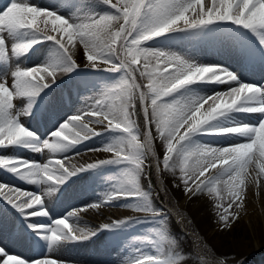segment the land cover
<instances>
[{
	"label": "snow or ice",
	"instance_id": "snow-or-ice-1",
	"mask_svg": "<svg viewBox=\"0 0 264 264\" xmlns=\"http://www.w3.org/2000/svg\"><path fill=\"white\" fill-rule=\"evenodd\" d=\"M61 9L33 0L0 7V152L46 157L0 154V170L36 189L0 183V237L40 252L21 256L0 243V264H70L52 254L102 234L106 251L132 249L121 264H227L234 257L199 237L185 250L191 221L177 211L180 233L173 231V213L156 203L171 193L166 185L155 191L153 171L169 173L189 200L209 198L221 231L240 218L248 190L264 187V84L244 78L264 72V0H64ZM176 42L220 59L173 51ZM32 56L38 62L25 66ZM93 70L114 75L100 83ZM65 77L75 82L58 91ZM82 90L96 94L61 118ZM235 114L258 115L246 123ZM30 120L47 122L46 133ZM82 149L100 155L80 163ZM81 180L82 193L95 192L98 180L107 186L80 207L54 212ZM115 206L145 215L82 224L85 210ZM137 225L146 232L121 235Z\"/></svg>",
	"mask_w": 264,
	"mask_h": 264
},
{
	"label": "bare ground",
	"instance_id": "bare-ground-1",
	"mask_svg": "<svg viewBox=\"0 0 264 264\" xmlns=\"http://www.w3.org/2000/svg\"><path fill=\"white\" fill-rule=\"evenodd\" d=\"M33 2L41 7L52 10L61 9V5L63 4L64 0H33ZM6 3L7 0H0V7H3ZM155 46L160 47L162 45L157 44ZM168 47H170L173 51H178L182 54L194 55L202 62L206 63L216 62L220 59V57L209 53L207 50L193 48L192 46L183 42H176L169 45ZM47 50L48 45L45 44L42 47L41 52L46 55ZM37 62V56H32L27 61H23L25 66H32ZM85 71L88 70L86 69ZM93 71L96 72V75L92 76L91 78L94 81H98L100 83H103L105 80L112 78L114 75H110L111 77H109L107 73H104L102 71ZM244 78L246 82L264 84V72H246L244 74ZM71 81L73 83L75 82L74 80H65L64 78L62 81H59L57 85H54V87L57 88L58 91L67 89L69 88ZM224 87L225 86H207L205 89H203V91L211 93L214 90H224ZM95 94L96 93L94 92L82 90L81 97L74 98L72 105L64 108L63 111L60 112V117L66 118L68 115H71L76 107L82 106L83 99L85 97ZM257 115L258 114H235V119L242 120L246 123H255ZM29 127L33 130H39V132L41 133H46L48 123L45 122L44 124H41L37 120H30ZM204 141L209 142L208 138H204ZM212 142L215 143L214 141ZM7 151L9 152V155L20 156L24 159H34L39 162H43L46 159V157L42 154L32 153L27 150L8 149ZM157 151L158 153L160 151L159 142H157ZM0 154H3V152H0ZM99 155L100 154L84 152L82 149V155L77 159L80 163H84L89 160L98 158ZM166 174H168L169 177L172 178L169 173ZM97 175L99 176L103 174ZM0 183L16 185L25 190H36L35 186L27 185L26 183L18 181L15 177L4 170H0ZM82 183H84V181H77L76 185H74L73 188L69 191L68 196L65 197L63 201L57 203L53 211L61 212L68 205L80 207L91 199H94L96 194L103 191L107 186L104 182L98 180L95 186V192L89 191L88 193H82L79 191V185ZM177 192L179 193L180 197L183 198L180 200L176 208L178 211H182L185 214L187 220L191 221V223L187 224V226L185 227V231H188L190 233L189 238L186 241H182V246L185 248V250H190L192 248V240L199 237L203 241H206L207 244L212 248H214L218 254L230 255L231 257H234V259H229L227 261V264H259L261 259H264V229H256L258 224H264V187H261L259 191H257L255 187H252L248 190L246 207L240 214V219L243 222H246L247 225H256V227L252 228V232L249 233L250 238L246 239V237H243L241 239L232 241H227L224 237H220L221 226L217 222L215 210L209 198H207L205 195H201L195 199L189 200L180 189H177ZM171 212L173 213V231L179 234L181 225H177L175 223V220L178 218L175 215L177 211ZM143 215L145 214L136 212L135 209L125 208L122 206H115L104 209L102 210V214L98 213L96 210H85L81 213L82 224L87 222L89 226L107 222L108 219L112 218H125L129 216L142 217ZM32 219L37 220L41 218ZM147 227V225H137L135 228L121 233V235L123 237H129L131 235L144 234ZM193 231H195L196 235H192ZM105 238L106 237L102 234L95 242L71 246L63 250H58L52 255L54 257H59L63 260L69 261L70 264L71 262H76V264H121V259L123 256H129V258H131L132 249H129V251L124 254L118 253L117 251H106L102 246V242L105 240ZM0 243L6 244L14 254H19L26 257L40 255V252L38 250H35L26 244L12 243L6 237H0ZM244 246L249 247V249L245 251V249L243 248ZM134 247L144 246L141 244H136L134 245ZM145 250L154 253V249L145 248ZM250 252L257 253V258L255 260L245 262L240 259L241 254H243L244 258L246 259Z\"/></svg>",
	"mask_w": 264,
	"mask_h": 264
},
{
	"label": "rangeland",
	"instance_id": "rangeland-1",
	"mask_svg": "<svg viewBox=\"0 0 264 264\" xmlns=\"http://www.w3.org/2000/svg\"><path fill=\"white\" fill-rule=\"evenodd\" d=\"M96 71L97 72H101L99 70H96ZM95 75H96V72H95ZM107 75L109 77H111L110 75H113V74L107 73ZM65 80H69V78L65 77ZM72 83L73 82L71 81L70 84H72ZM3 154L4 155H9V152L7 150H4ZM156 176H157V185H158L159 189L155 188V191L159 192L166 185L167 188L170 190V193H171L167 197H165L164 195H160V197L156 200L157 206H159L161 204V202H162L164 204V206H166L169 210L178 211L177 208H176L177 207L176 201L178 200L180 202V200L183 197H180L179 193L177 192V189L173 187V183H174L173 179L170 178L169 175L166 174V173L163 174V177L160 176L157 173H156ZM159 177H161V178H159ZM160 179H161V181H160ZM253 227H256V225L255 224L253 226L247 225L246 222H243L239 218L238 220L235 221L234 224L231 225L230 230L220 231V237L221 238L224 237L227 241L241 239L243 237H246V239H248V238H250V234L249 233L252 232V228ZM261 228L264 229V224H262V225L258 224V226L256 227V229H258V230H260ZM243 248L245 249V251H247L249 249V247H245V246ZM255 253L256 252H250L248 254V256L246 257V259L244 258V255L241 254L240 255V259L245 261V262L250 261V260H255L257 258V253L256 254ZM260 262H262V263H260ZM260 262H259V264H264V259H261Z\"/></svg>",
	"mask_w": 264,
	"mask_h": 264
},
{
	"label": "trees",
	"instance_id": "trees-1",
	"mask_svg": "<svg viewBox=\"0 0 264 264\" xmlns=\"http://www.w3.org/2000/svg\"><path fill=\"white\" fill-rule=\"evenodd\" d=\"M153 181L155 182V177H154V173H153Z\"/></svg>",
	"mask_w": 264,
	"mask_h": 264
}]
</instances>
